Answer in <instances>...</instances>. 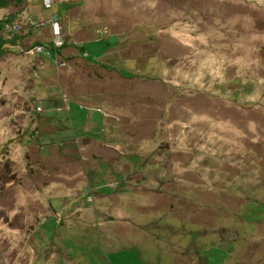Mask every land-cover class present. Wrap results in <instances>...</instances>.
<instances>
[{
	"label": "rangeland",
	"instance_id": "obj_1",
	"mask_svg": "<svg viewBox=\"0 0 264 264\" xmlns=\"http://www.w3.org/2000/svg\"><path fill=\"white\" fill-rule=\"evenodd\" d=\"M0 22V264H264V0Z\"/></svg>",
	"mask_w": 264,
	"mask_h": 264
},
{
	"label": "trees",
	"instance_id": "obj_2",
	"mask_svg": "<svg viewBox=\"0 0 264 264\" xmlns=\"http://www.w3.org/2000/svg\"><path fill=\"white\" fill-rule=\"evenodd\" d=\"M4 27H6V28H9V25H8V23H6V22H0V28H4ZM10 29H11V26H10ZM8 30V29H7ZM9 31V30H8ZM10 31H12V30H10ZM104 37H109V36H105L104 35ZM109 39L111 40V41H113V42H110L109 44H108V46H110V45H113V43H114V39H112V38H110L109 37ZM0 41H3V42H8L9 44H13V42L14 41H7L6 39H1ZM62 43H61V45L58 43V42H56V41H52V42H49V43H44V44H37V48H39L40 50H42L41 52H45V53H47V54H51V52H53L54 53V55H55V53H56V51H55V49H59V48H61L62 49V47H63V45H64V42L63 41H61ZM85 43H91V42H85ZM85 43H83V45L82 46H84V44ZM81 50V55L82 54H84V55H86L87 53H85V51L83 50V48H81L80 49ZM72 57H74V56H72ZM55 101H57L56 103H54V104H56L57 106L59 105V106H61L62 107V109H55L56 111H61V112H65V110H68L69 109V102H70V100H69V98H66V97H64V98H59V99H57V100H55ZM43 104H44V102H43ZM63 104V105H62ZM39 106H41V104H38ZM36 106V108L38 109V107L39 106ZM45 105H47V104H45ZM42 107V106H41ZM47 107V106H46ZM44 110V109H43ZM72 141V140H71ZM71 143V142H70Z\"/></svg>",
	"mask_w": 264,
	"mask_h": 264
},
{
	"label": "built area",
	"instance_id": "obj_3",
	"mask_svg": "<svg viewBox=\"0 0 264 264\" xmlns=\"http://www.w3.org/2000/svg\"><path fill=\"white\" fill-rule=\"evenodd\" d=\"M45 2L47 1V3H48V0H44ZM49 6H50V4H49ZM39 49V48H38ZM40 50V49H39Z\"/></svg>",
	"mask_w": 264,
	"mask_h": 264
},
{
	"label": "crops",
	"instance_id": "obj_4",
	"mask_svg": "<svg viewBox=\"0 0 264 264\" xmlns=\"http://www.w3.org/2000/svg\"><path fill=\"white\" fill-rule=\"evenodd\" d=\"M85 43V42H84Z\"/></svg>",
	"mask_w": 264,
	"mask_h": 264
}]
</instances>
